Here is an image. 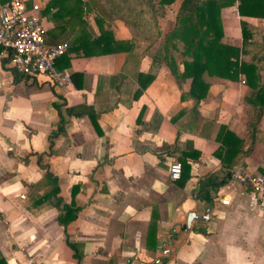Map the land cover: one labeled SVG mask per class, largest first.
<instances>
[{
  "label": "crops",
  "instance_id": "1",
  "mask_svg": "<svg viewBox=\"0 0 264 264\" xmlns=\"http://www.w3.org/2000/svg\"><path fill=\"white\" fill-rule=\"evenodd\" d=\"M46 1L25 0L41 9ZM180 1L165 6L172 26ZM237 5L220 9L222 40L240 49L239 61L256 62L264 84V18L240 15ZM91 12L82 23L41 14L48 42L72 45L82 27L97 35ZM241 21L251 33L245 41ZM103 26L115 39L133 36L120 19ZM158 48L159 39L91 56L68 50L59 68L70 82L60 87L17 74L0 55V264H264V204L232 177L264 172V107L250 130L259 106L246 100L253 90L241 73H204L208 92L195 101ZM149 71L154 79L135 97L138 73ZM71 106L89 108L96 125ZM223 127L240 149L226 153ZM182 159L181 183L169 165ZM65 203L78 209L64 226L57 216Z\"/></svg>",
  "mask_w": 264,
  "mask_h": 264
},
{
  "label": "trees",
  "instance_id": "2",
  "mask_svg": "<svg viewBox=\"0 0 264 264\" xmlns=\"http://www.w3.org/2000/svg\"><path fill=\"white\" fill-rule=\"evenodd\" d=\"M143 1L148 5L151 20L150 27L140 23V40H150L149 43L151 44L159 39V48L156 56L165 62L178 82L189 80L188 92L195 101L204 98L208 92L209 82L204 79V73L207 72L209 75L230 79L236 78L240 73L244 75L246 84L253 90L252 96H246V100L256 107L259 106L254 120L249 123L250 130H254L259 121L262 107H264V84L259 83L260 74L257 64L256 62L239 61L240 49L222 40L223 31L220 21V9L235 0H181L176 12L174 25L163 33L157 18L163 16L165 6L175 0ZM237 1V9L240 15L264 18V0ZM93 6H96L95 0H47L42 6L41 14L48 15L50 19L63 20L64 18H73L82 23L84 14L95 11ZM113 11L110 12L111 15H107V13L98 10L97 14H95V21L98 25L99 33L91 37L82 27L77 39L72 45H69L68 50L76 51L82 56L132 50L134 43L139 42L135 28L126 20L123 14ZM112 19L122 20L132 30L133 36L130 40L115 39L111 30L103 26L105 20L110 21ZM240 26L242 38L245 41L251 36V33L245 21H241ZM178 43H181V49L178 48ZM172 51H179L182 55L183 58L180 61L182 68L179 67ZM65 54L57 59L56 65L58 67L61 59L66 60V64H68V58ZM155 58L154 56L153 59ZM79 75L80 73L77 72L71 74L74 80L75 76ZM154 76L153 71L138 73L140 88L136 90L135 97L146 88L154 79ZM67 111L77 116L86 113L94 126L96 125V116L87 107L77 110L71 106L67 108ZM221 132L219 139L226 153L240 149L239 146L242 144L240 138L225 127L222 128ZM179 162L181 164L180 182L182 183L187 178L188 163L183 159ZM52 192H58L57 186L50 190V193ZM60 200V198H57L56 206L58 207V201ZM62 209L63 213L58 214L57 221L65 226L74 219L75 211L78 207L65 203L62 205ZM66 242L74 250V256L80 260L81 256L75 251L76 244L70 242L67 238Z\"/></svg>",
  "mask_w": 264,
  "mask_h": 264
},
{
  "label": "built area",
  "instance_id": "3",
  "mask_svg": "<svg viewBox=\"0 0 264 264\" xmlns=\"http://www.w3.org/2000/svg\"><path fill=\"white\" fill-rule=\"evenodd\" d=\"M40 6H28L25 0H10L0 11V55L17 74L25 77L44 76L55 87L70 82L69 73L56 65L57 59L68 51L66 41L49 43ZM169 176H181V164L169 165ZM232 177L244 183L264 204V172L248 174L235 171Z\"/></svg>",
  "mask_w": 264,
  "mask_h": 264
},
{
  "label": "rangeland",
  "instance_id": "4",
  "mask_svg": "<svg viewBox=\"0 0 264 264\" xmlns=\"http://www.w3.org/2000/svg\"><path fill=\"white\" fill-rule=\"evenodd\" d=\"M156 1V0H154ZM30 4V1H27ZM95 5L93 6L95 9L94 14H97L98 10L107 15L110 14L111 11H117L119 14H123V16L128 20L135 28V33L137 35V40H139L140 45V23H143L144 26L150 27V12L148 5L145 1L140 0H95ZM98 8V9H97ZM113 11V12H114ZM91 12V13H93ZM90 15V14H89ZM111 15V14H110ZM172 15V11L169 9L166 11L163 16L157 18V22L159 27H161V32L169 30L172 26V21H170V16ZM88 16V14H86ZM147 40L146 42H149Z\"/></svg>",
  "mask_w": 264,
  "mask_h": 264
}]
</instances>
